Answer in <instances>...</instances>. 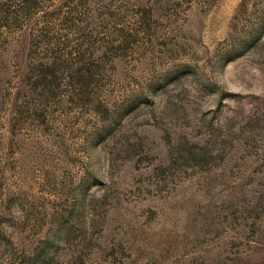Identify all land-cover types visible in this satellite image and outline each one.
<instances>
[{
    "label": "rangeland",
    "instance_id": "rangeland-1",
    "mask_svg": "<svg viewBox=\"0 0 264 264\" xmlns=\"http://www.w3.org/2000/svg\"><path fill=\"white\" fill-rule=\"evenodd\" d=\"M0 264H264V0H0Z\"/></svg>",
    "mask_w": 264,
    "mask_h": 264
}]
</instances>
